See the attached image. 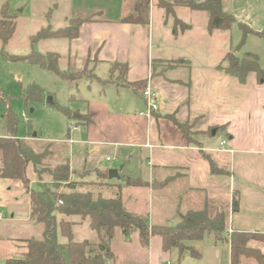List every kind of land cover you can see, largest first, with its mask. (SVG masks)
Here are the masks:
<instances>
[{"label":"crops","instance_id":"crops-1","mask_svg":"<svg viewBox=\"0 0 264 264\" xmlns=\"http://www.w3.org/2000/svg\"><path fill=\"white\" fill-rule=\"evenodd\" d=\"M102 1L105 5L99 13L82 11L80 16L76 9L64 21L67 25L68 19L77 20L74 37L41 40L56 41L48 52L58 54L59 70L63 67L76 83L70 99L82 103L73 120L66 121V128L63 125L60 137L48 142L64 154L71 179L93 183L106 196L119 192L126 210L148 222L166 220L158 225H166L174 214L180 220L179 213L206 209L210 215L224 214L227 235L232 231L264 235V82L252 72L243 82L226 72L228 54L239 60L246 53L255 55L250 49L240 52L233 29L243 23L263 30L264 0H221L222 10L235 19L229 30L209 31L208 14L201 10L190 9L193 14L184 22L175 7L176 19L188 27L172 32V38L166 33L162 37L161 32L168 22L172 27L174 19L168 20L167 12L151 0L140 11L141 0ZM138 12L142 20H130ZM168 44H172L171 53ZM146 86L155 93L153 102L158 105L150 115L142 113ZM172 117L190 126L188 140ZM222 140H226L223 146ZM209 160L224 172L212 173ZM28 168L33 176L27 177L35 181L33 168ZM110 168L118 169L119 179L108 178ZM123 176L140 178L144 184L127 185ZM2 181L3 185L17 184ZM14 193L22 195L19 189ZM16 198L9 203L16 210L25 204L30 226L20 225L25 234H10L14 257L23 252L21 240L32 236L33 231L25 226L34 225L28 195L23 194L19 202ZM134 235L138 242L136 231ZM205 237L210 241L209 235ZM122 239L129 244L130 239ZM211 239L205 249L206 264H222V260L230 264L229 244L219 246ZM250 244L264 254V242ZM149 245L142 247L149 250ZM110 249L113 260L118 254L113 246ZM142 252L140 264H148L149 251ZM7 258L11 256L4 261Z\"/></svg>","mask_w":264,"mask_h":264},{"label":"trees","instance_id":"trees-1","mask_svg":"<svg viewBox=\"0 0 264 264\" xmlns=\"http://www.w3.org/2000/svg\"><path fill=\"white\" fill-rule=\"evenodd\" d=\"M176 6L187 7L191 10H201L208 14L207 28L212 30H229L235 23L234 17L221 8V0H177ZM157 5L166 8L162 0H157ZM141 6L138 5V7ZM172 12L171 10H165ZM130 20L140 22V13ZM175 24H180L182 30L188 26L175 19ZM242 32V40L248 34L255 35L264 41V29L253 30L249 26L238 23ZM57 29L52 32L38 31L34 40L46 38L74 37L77 26L73 31ZM15 31V22L6 14L5 6L0 14V41L5 44ZM177 30L173 29V34ZM58 54L47 52L46 55L34 53L29 59L38 62L42 66L52 70L57 75L65 78L69 76L59 71L57 61ZM15 59V58H14ZM19 59V58H17ZM124 68V67H123ZM123 71V70H122ZM226 72L236 76L241 82L249 72L256 75L259 82H264V68L259 66L255 55L246 53L239 61L233 60L226 68ZM111 77V76H110ZM60 111L70 115L68 108H60ZM173 123L181 131L184 139H189L188 124H181L172 117ZM6 123L10 135L0 136V177L14 181H20L29 198L30 220L41 225V235L38 238L30 236L21 240L23 252L16 257L7 258L3 264H111V241L116 229L120 230L122 237L130 239L133 231L137 232V239L141 246L147 247L152 236H157L162 252L176 249L179 254L188 250L195 254V250L187 246V242L203 239L206 235L213 238L215 243L229 244L230 264H239L240 257H253L258 264H264V254L258 249H249L246 246L252 232L232 231L228 236L225 230L224 214L217 212L210 217L206 209L187 210L180 214L179 222L174 225L149 226L146 218L136 215L122 206L119 192L114 196L104 195L98 187H92L93 183L73 181L68 162L56 165L48 170L49 181L44 182L40 190L29 187L27 168L31 166L39 181H42L43 170L41 162L44 159L43 152H35L31 147L22 145L14 136L16 128L15 116L8 112ZM210 161L212 173H223L224 170ZM125 184L130 186L143 185L140 178L122 177ZM85 185V186H84ZM87 188V189H84ZM88 188H95V191ZM235 205L233 210H235ZM72 217H78L73 220ZM94 232L93 239L76 240L75 227L86 223ZM58 231L65 237L66 242L60 245Z\"/></svg>","mask_w":264,"mask_h":264},{"label":"rangeland","instance_id":"rangeland-1","mask_svg":"<svg viewBox=\"0 0 264 264\" xmlns=\"http://www.w3.org/2000/svg\"><path fill=\"white\" fill-rule=\"evenodd\" d=\"M147 1L150 2V0H141V7H137L138 11H140V8H144ZM162 1L167 6L163 9L172 11L167 12V19L170 21L174 19V24L171 27V24L168 22L166 31L164 32L163 30L161 35L164 37L166 33L169 38H172L171 33L173 29L184 31L180 24H175V19L179 17L182 21L189 22L190 14L193 13H191L190 9L187 7H177L176 5L179 3L177 0ZM120 2L122 1L120 0ZM151 3H156L155 5H157L158 2L157 0H151ZM104 5L105 3L102 0H0V14L2 7L5 6L6 14L11 16L15 22V31L11 38L5 44L0 41V136L11 134L6 123V114L11 112L15 116L16 122V128L15 131H13L14 136L22 145L31 147L35 152H43L44 159L41 162L42 165L41 167L38 166V169L43 170L42 181H39L37 178L35 181H30L29 187L33 190L42 189L44 187V182L49 181L47 171L65 162L64 154H62L61 151L57 152L56 148L48 142L54 141L57 137H60L63 125L64 128H66V121L73 120L75 110L82 105L80 101L78 102L70 99L77 89L74 81H70V78L57 75L52 70L29 59L34 53L45 56L48 51L54 49V45L57 44L55 43L56 41H41L42 39L38 41L34 40L33 37L41 30L43 34L57 29H68L67 31L70 30V32H72L73 28L77 25V20L68 19L67 25L64 21L71 17L74 10L77 9L76 13H79L78 15L81 16L82 11L99 13L101 10L98 9H102ZM175 7V14L177 17L173 14V9ZM158 8L161 7L158 6ZM45 23H51L53 26L57 27V29H54L55 27H51L50 25L46 26ZM233 30L236 32L233 33V35L240 40V42H238L239 49L241 50L240 52L243 53L250 49L251 52H254L259 66L264 68V41L252 34L246 35L244 40H242V32L240 29H236L235 27ZM155 39L156 37L154 41ZM171 46L172 44L167 45L169 49ZM178 49L180 48L177 47V50ZM228 57L230 59L228 63H231L233 60H239V58H234V56L230 54H228ZM241 57L242 56H240V58ZM60 69L62 71L64 70L63 67ZM86 73H88V71H86ZM80 81L81 80L78 81V84H81L79 83ZM47 97L52 98V103L47 102ZM61 107L69 108L71 114L66 115L62 113L60 111ZM27 175L28 177L29 175L31 177L33 176L29 168L27 169ZM2 180L15 182L17 184L9 183L3 185ZM113 180H115V178L111 179V181ZM17 189L20 190L22 195L25 194L20 181H11L0 177V214L2 218L0 220V264H3L4 258L7 255L11 257L15 256L12 252L16 251L14 247L12 248L14 241L11 240L13 243L9 244V242H11L10 234L14 235L18 232L25 234L26 230L21 228L20 225L28 224L26 223L28 215L25 211V204L22 202L20 204L21 208L16 210L13 209V207H11L12 204L9 203V199L15 200L16 197H18V199L21 198V194L14 193ZM88 189L95 191V188ZM217 212H215V214ZM215 214L210 215L208 212L210 217ZM10 220H19V223ZM164 222H166V220L147 221L149 226H151L150 224L158 225ZM178 222L179 218L174 214L169 217L166 225L174 226ZM28 226L30 225L28 224ZM28 226L25 227L33 231L32 236L35 238L40 237L41 225L34 224L30 227L31 229ZM79 226L81 227L80 230ZM79 226L75 227L74 231L76 240L93 239L94 232L88 227L87 222ZM119 232V229H116L115 236L111 242V246H113L118 254H113L116 258L113 260V257L111 258V264H140L144 260L142 250H145L146 253L149 251L147 257L148 264H206L205 249L208 246L207 244L212 241L211 238H209L210 241H207V239H205L206 237H204L200 240L187 242V246L195 250V252L197 251L200 253L201 256H198L197 252L191 254L188 250L179 254L178 251L173 248L168 252H162L160 250V253L164 254V258L161 259L159 258L160 255H158L159 249L157 246L159 245V239L157 236L151 237L148 250L143 249L137 242L134 235L135 231L131 233L128 245L124 244L122 235ZM230 234L231 232L228 233V236ZM22 237L25 236L22 235ZM58 241L62 246L66 242L65 237L59 231ZM254 241L263 243L264 235L260 233L251 234L246 246L249 249H257L250 244ZM217 245L226 246V243H218ZM124 248L126 251L123 253H126V255L122 254ZM223 252V255L226 256L225 248ZM240 259L244 264L256 263L253 257H240L239 262L241 261ZM222 264H226L225 261L222 260Z\"/></svg>","mask_w":264,"mask_h":264},{"label":"built area","instance_id":"built-area-1","mask_svg":"<svg viewBox=\"0 0 264 264\" xmlns=\"http://www.w3.org/2000/svg\"><path fill=\"white\" fill-rule=\"evenodd\" d=\"M142 95L144 96V98L146 100V109L142 113L150 115L152 112H154L158 109V105L155 102H153L154 97H155V93L151 90L150 87L146 86L142 90ZM74 128H75V126H74ZM224 144H226V140H223L221 142V145H224ZM0 218H1V215H0Z\"/></svg>","mask_w":264,"mask_h":264},{"label":"water","instance_id":"water-1","mask_svg":"<svg viewBox=\"0 0 264 264\" xmlns=\"http://www.w3.org/2000/svg\"><path fill=\"white\" fill-rule=\"evenodd\" d=\"M47 102L48 103H52V98L51 97H47ZM107 176L109 179H119L120 178V175L118 173V169L117 168H110L108 169L107 171Z\"/></svg>","mask_w":264,"mask_h":264}]
</instances>
